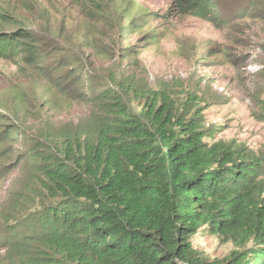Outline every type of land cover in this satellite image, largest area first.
Listing matches in <instances>:
<instances>
[{"label": "trees", "instance_id": "obj_1", "mask_svg": "<svg viewBox=\"0 0 264 264\" xmlns=\"http://www.w3.org/2000/svg\"><path fill=\"white\" fill-rule=\"evenodd\" d=\"M29 38L0 31V56L34 54ZM132 90L139 110L103 91L83 124L43 128L24 184L0 204V264H264V152L207 142L195 94ZM203 227L244 250L200 257L191 238Z\"/></svg>", "mask_w": 264, "mask_h": 264}, {"label": "rangeland", "instance_id": "obj_2", "mask_svg": "<svg viewBox=\"0 0 264 264\" xmlns=\"http://www.w3.org/2000/svg\"><path fill=\"white\" fill-rule=\"evenodd\" d=\"M0 13L13 16L0 31L26 29L36 51L0 56V204L24 184L43 128L83 124L103 91L137 110L133 87L180 102L195 94L207 142L264 152V0H213L206 11L188 0H0ZM191 243L209 260L244 250L207 227Z\"/></svg>", "mask_w": 264, "mask_h": 264}]
</instances>
